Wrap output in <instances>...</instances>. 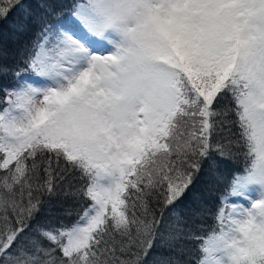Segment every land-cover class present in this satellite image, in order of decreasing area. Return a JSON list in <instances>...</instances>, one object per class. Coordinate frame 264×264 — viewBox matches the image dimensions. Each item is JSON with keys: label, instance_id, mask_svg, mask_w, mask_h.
<instances>
[{"label": "snow or ice", "instance_id": "1", "mask_svg": "<svg viewBox=\"0 0 264 264\" xmlns=\"http://www.w3.org/2000/svg\"><path fill=\"white\" fill-rule=\"evenodd\" d=\"M0 22V264H264V0Z\"/></svg>", "mask_w": 264, "mask_h": 264}, {"label": "trees", "instance_id": "2", "mask_svg": "<svg viewBox=\"0 0 264 264\" xmlns=\"http://www.w3.org/2000/svg\"><path fill=\"white\" fill-rule=\"evenodd\" d=\"M58 2L63 3V4H71L73 2V0H58ZM68 10H69L68 8L58 9V11H62V12H67ZM13 17H15V13L12 14V16L9 18V21L7 23L3 24V27H4L5 31H8V32L11 31L10 28H8V24L12 23ZM0 23H2V22H0ZM23 39L30 40L31 37H24ZM20 67H23V65H20ZM53 203H54V205L56 204L55 201ZM71 204H72L71 200H68V201H66L64 203V207H68ZM53 212L54 213H60V212H62V208H60L59 206H56V207L53 208ZM59 218L65 220V222L68 223V224H71L73 221L76 220V216L75 215H73L71 217H62L61 216ZM205 224L208 225V226H211V225H213V220L207 219L205 221ZM189 246L193 250H195V248L197 247L195 242H192Z\"/></svg>", "mask_w": 264, "mask_h": 264}]
</instances>
